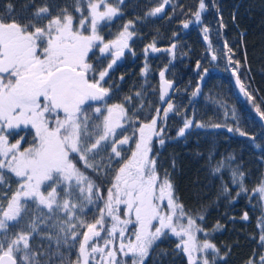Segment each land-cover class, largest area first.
Listing matches in <instances>:
<instances>
[{"label": "snow or ice", "instance_id": "snow-or-ice-1", "mask_svg": "<svg viewBox=\"0 0 264 264\" xmlns=\"http://www.w3.org/2000/svg\"><path fill=\"white\" fill-rule=\"evenodd\" d=\"M86 2L88 15L84 16L82 0H74L75 11L81 13L78 26L76 17L67 8L52 15L50 6L40 7L26 23L11 16V4L6 14H0V169H7L18 178L16 191L10 196L5 194L6 205L0 202V264H44L40 259L43 253L34 251L31 246L34 235L41 231V224L58 229V237L59 233H64L66 246H69V239L78 241L76 260L69 264H145L150 250L169 235L176 238V250L185 254L187 264H216L219 249L208 239L201 242L197 236L205 232L197 223V220L203 221L204 216L188 213L175 194L170 173L166 170L161 175L158 161L151 154L153 137H161L163 133L158 117L141 122L130 117L120 103L93 109L94 102H103L109 97L110 90L102 82L106 83L109 70L129 47L133 32L129 31V22L115 40L105 43L98 25L103 20H111L119 9L106 0ZM101 5L104 11L99 10ZM163 9L161 4L146 15L155 16ZM205 9V0H199V8L194 13L196 21L201 20ZM43 20L47 23H41ZM183 26L189 25L185 22ZM220 26L224 27L222 19ZM208 32L209 28L205 27V40ZM149 47L153 52L159 51L154 44ZM224 47L229 63L236 65L233 75L240 91L254 103L253 95L237 75L239 61L233 59V50L227 42ZM96 48L102 55L111 52L114 57L98 72V79L96 67L89 63ZM212 59L217 56L213 55ZM160 77V100L165 101L172 82L164 78L163 71ZM167 103L168 107L163 109L165 116L176 110L173 104ZM156 111L159 113L161 109ZM256 112L264 120V111L259 105H256ZM194 123L186 119L177 136L183 137ZM21 126L34 130L33 140L26 148L22 145L23 136L15 143L9 141L13 130ZM195 126L204 127L200 123ZM128 128H132V133L123 135ZM227 131L247 135L238 127H228ZM120 136L122 138L117 139ZM159 143L163 145L164 139L160 138ZM109 145L111 152L107 164L95 163L96 156ZM128 150L130 155L125 156ZM234 159L232 156L226 158L228 162ZM211 160L210 155V163ZM81 162L83 167L79 166ZM114 163L119 167L115 168ZM228 166L221 160L212 166V172L219 173ZM88 169L96 176L89 174ZM110 172L105 194L96 177L103 174L107 179ZM243 176L238 167L231 169L232 183L240 188L237 196L247 191ZM49 188L50 191H45ZM222 190L228 193L226 185ZM253 191L264 200V178ZM29 203L36 205V211L43 206L48 215L29 217V212L33 211ZM86 209L98 212L94 222L81 219L80 214ZM242 219L247 221L248 214ZM216 227L221 226L217 224ZM257 227L260 229L259 242L264 247V216ZM12 228L18 230L13 232ZM41 238L51 240L52 236ZM56 242L59 245L61 240L57 238ZM207 250L216 254L211 260L207 255H195ZM55 255H59L60 264H64L59 249ZM259 259L260 264H264V255ZM248 264H255V261L249 260Z\"/></svg>", "mask_w": 264, "mask_h": 264}, {"label": "trees", "instance_id": "trees-1", "mask_svg": "<svg viewBox=\"0 0 264 264\" xmlns=\"http://www.w3.org/2000/svg\"><path fill=\"white\" fill-rule=\"evenodd\" d=\"M163 2L120 0L119 14L98 28L106 42L119 35L129 22L133 32L123 58L109 70L106 83L102 82L110 90L109 97L103 102L123 104L128 115L141 122L158 117V126L163 128V133L161 137H153L151 154L158 161L159 173L163 175L166 170L170 173L175 194L188 213L204 216V220H197V223L208 235L200 232L197 236L201 242L208 239L219 249L216 264H248L249 260L260 264L264 247L259 242L260 229L257 224L264 216V200L253 189L264 178V120L256 112V105L264 111V0H205L206 9L201 13L200 21H196L194 16L199 8V0H169V6L162 16L146 15ZM9 4L12 6L11 16L21 23L28 22L43 6H50L52 15L67 8L76 17V24L81 16L75 11L74 0H0V14L7 13ZM82 6L84 13L86 0H82ZM221 19L223 28L220 26ZM185 22L189 25L187 28L183 26ZM41 23H47V20ZM205 27L209 28L207 40L203 33ZM225 42L233 50V59L240 63L237 75L253 95L254 103L236 83V76L233 75L236 65L228 61ZM152 44L159 51L153 52L149 47ZM172 45H175L174 49ZM213 55L217 59L213 60ZM110 60L107 55L96 52L91 56L89 63L96 67L97 79L98 72L106 68ZM161 71L175 83L173 95L167 102L173 104L176 110L167 116L163 112L166 100H160L158 81ZM193 92H196L195 96ZM99 103H93V109ZM157 108L161 109L159 113ZM90 113L94 114L91 110ZM186 119L204 127L198 128L194 123L183 137H178L177 132ZM216 124L223 126H212ZM228 127H238L247 135L229 132ZM131 133L132 128H128L123 135ZM22 136L25 138L23 147H29L34 130L21 126L13 130L9 141L15 143ZM120 138L122 136L117 137ZM160 138L165 141L163 145L159 143ZM110 152L109 145L106 151L96 156L94 162L101 166L107 164ZM124 155L129 156L130 150ZM229 156L235 159L228 162L226 158ZM221 160L230 166L214 174L212 166ZM79 166L83 167V163ZM114 167L118 168L119 164L114 163ZM237 167L244 173L243 183L247 189L239 196L237 192H240V188L232 183L231 177V169ZM86 171L96 176L90 169ZM0 175V202L6 205L5 194L10 196L16 191L18 178L7 169H0ZM110 179L111 172L107 179L103 174L96 177L105 194ZM223 185L228 188L227 194L222 190ZM29 207L33 210L29 212V217L48 215V210L43 206L39 211H36L35 204L29 203ZM245 213L248 214L247 221L242 219ZM97 215L95 209H86L85 213L80 214L81 219L88 222H94ZM217 224L221 226L218 229ZM40 228L39 234L31 240V246L34 251L43 253L40 259L44 264H60L61 257L55 255L57 249L63 255L64 264L76 260L78 241L69 239V246H66L63 243L64 233H59L58 237V229L43 224ZM10 230L15 232L18 228ZM78 231L82 232L83 229ZM46 235H51L52 239L41 238ZM57 238L61 240L59 245ZM176 243V238L170 235L158 241L150 250L145 264H187L185 254L176 250ZM202 255H207L211 260L216 254L207 250L204 254L198 253L197 257ZM49 256H52L51 261Z\"/></svg>", "mask_w": 264, "mask_h": 264}, {"label": "rangeland", "instance_id": "rangeland-1", "mask_svg": "<svg viewBox=\"0 0 264 264\" xmlns=\"http://www.w3.org/2000/svg\"><path fill=\"white\" fill-rule=\"evenodd\" d=\"M119 1L120 0H106V2L108 3V4H110L111 6H113V7H117L118 9H119V6H118V3H119ZM98 2V1H97ZM99 10L100 11H104V6L103 5H101L100 6V8H99ZM118 14H119V12H118ZM117 14V15H118ZM83 15L84 16H87L88 15V9H86V11H84V13H83ZM116 15V16H117ZM116 16H114V17H116ZM113 17V18H114ZM109 20H103V21H101L100 23H99V25H98V28L100 27V25L102 24V23H105V22H108ZM79 25V21H78V24H77V26ZM89 27H90V25H89ZM124 29V28H123ZM123 29H122V31H123ZM129 31H131V29L129 28ZM98 32H99V30H98ZM87 34V33H86ZM100 35V34H99ZM101 36V35H100ZM118 35H116V36H114L112 39H110L109 41H112V40H115V38L117 37ZM105 42V41H104ZM131 42V39L128 41V45H129V43ZM127 49V48H126ZM98 55H99V48H96L95 50H94ZM101 105H111L110 103L109 104H107V103H105V102H102V103H99L97 106H101ZM168 107V103L166 102V104H165V108H167ZM196 256L198 255V253H196L195 254Z\"/></svg>", "mask_w": 264, "mask_h": 264}, {"label": "water", "instance_id": "water-1", "mask_svg": "<svg viewBox=\"0 0 264 264\" xmlns=\"http://www.w3.org/2000/svg\"><path fill=\"white\" fill-rule=\"evenodd\" d=\"M163 5H164V9H163V11L161 12V13H158L157 15L158 16H162L164 13H165V11H166V9H167V7L169 6V3H162ZM161 5V4H160ZM160 5H158V6H160ZM157 6V7H158ZM166 80H168V81H170V82H172V87L171 88H169L167 91H168V94H167V96H165V99H169L170 97H171V95H172V93H173V91H174V89H175V83L172 81V80H170V79H168V78H166V77H164ZM161 84H162V81H161V77L159 78V81H158V85H159V92H160V89H161ZM95 103V102H94Z\"/></svg>", "mask_w": 264, "mask_h": 264}, {"label": "flooded vegetation", "instance_id": "flooded-vegetation-1", "mask_svg": "<svg viewBox=\"0 0 264 264\" xmlns=\"http://www.w3.org/2000/svg\"><path fill=\"white\" fill-rule=\"evenodd\" d=\"M154 9V8H153ZM117 38V37H116ZM115 38V39H116ZM109 42V41H108ZM105 43H107L106 41H105ZM125 50L126 49H124V52H125ZM112 51H115L114 49L112 50ZM99 55H102L100 52H99ZM104 55H107L108 57H110V62H112V60L114 59V57H113V55L111 54V52H109V53H105ZM124 55V54H123ZM123 55L118 59V60H116V61H120L122 58H123Z\"/></svg>", "mask_w": 264, "mask_h": 264}]
</instances>
